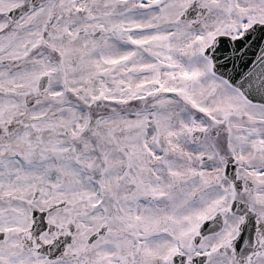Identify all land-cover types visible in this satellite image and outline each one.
I'll return each mask as SVG.
<instances>
[{"label":"snow or ice","instance_id":"obj_1","mask_svg":"<svg viewBox=\"0 0 264 264\" xmlns=\"http://www.w3.org/2000/svg\"><path fill=\"white\" fill-rule=\"evenodd\" d=\"M0 264H264V0H0Z\"/></svg>","mask_w":264,"mask_h":264}]
</instances>
